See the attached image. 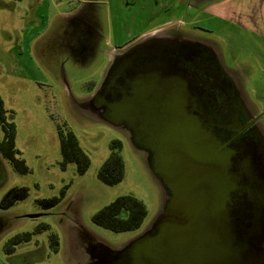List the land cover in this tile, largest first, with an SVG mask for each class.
I'll use <instances>...</instances> for the list:
<instances>
[{
	"label": "rangeland",
	"instance_id": "1",
	"mask_svg": "<svg viewBox=\"0 0 264 264\" xmlns=\"http://www.w3.org/2000/svg\"><path fill=\"white\" fill-rule=\"evenodd\" d=\"M6 1L0 0V96L7 119L15 124V146L30 171L18 173L0 157L4 174L3 180L0 176V200L11 187L28 188L24 199L0 208L2 222L8 223L0 232V264H74L69 251L78 231L118 246L142 233L157 216L161 193L143 155L133 148L127 134L87 113L82 105L96 94L106 51L122 40L173 26L213 41L226 66L237 69L248 107L262 113L259 127L264 133V0H101L91 12L98 38L85 40L94 43L90 42V54L79 58L52 51L36 56L32 47L38 38L31 48L29 42L42 31L40 26L24 24V0L12 4V10L5 9ZM41 1L51 27L57 24L58 13L69 15L81 6L79 0ZM20 50L24 52L18 55ZM58 128L72 130L88 155L90 164L83 174L76 172L72 162L62 168ZM115 138L122 141L124 176L107 185L98 179L97 171ZM122 194L134 195L146 205L141 226L114 232L94 224L91 216ZM54 197L60 201L51 207L39 203ZM32 213L41 215L25 216ZM40 223H47L57 234V251L49 245L48 230L33 233L11 253L4 251L7 238L32 232Z\"/></svg>",
	"mask_w": 264,
	"mask_h": 264
},
{
	"label": "water",
	"instance_id": "2",
	"mask_svg": "<svg viewBox=\"0 0 264 264\" xmlns=\"http://www.w3.org/2000/svg\"><path fill=\"white\" fill-rule=\"evenodd\" d=\"M161 30L164 29L157 31ZM157 31L142 38H151ZM100 81L96 94L82 105L87 113L98 115L129 136L159 186L160 210L142 233L118 246H110L92 234L78 231V238L69 251L73 263L264 264L262 130L258 134L259 147L249 145L250 155L244 168L251 173V181L245 185L251 200L241 199V221L237 226V208L230 203V192L236 186L230 171L231 154L220 153L209 131L200 129L196 121L187 120L180 110H172L169 103L156 122L151 119L144 126L154 131L146 142L154 151V162L150 163L146 151L134 144L128 129L119 121L131 104L114 103L106 107L100 101L102 78ZM164 183L170 190L166 205ZM39 215L41 213L25 214L26 217Z\"/></svg>",
	"mask_w": 264,
	"mask_h": 264
},
{
	"label": "flooded vegetation",
	"instance_id": "3",
	"mask_svg": "<svg viewBox=\"0 0 264 264\" xmlns=\"http://www.w3.org/2000/svg\"><path fill=\"white\" fill-rule=\"evenodd\" d=\"M8 1L5 9L12 10L17 0ZM100 1L79 0L81 6L75 12L58 13V22L51 27L43 2L24 0V24L47 31L45 35L36 33L29 48L38 38L32 47L36 56H46L50 51L75 58L89 55L92 41L85 40L98 38V32L92 28L91 12ZM157 30L122 40L106 51L100 101L106 107L114 103L131 104L119 121L128 129L134 144L146 151L152 164L154 151L146 142L154 131L144 126L151 119L156 122L167 104L170 103L172 110H180L187 120L196 121L200 129L209 131L219 152L231 154L230 171L236 186L230 192V203L237 208L239 218L241 199L251 200L245 187L251 181V173L244 167L250 155L249 145L259 147V113L248 107L237 69L226 66L216 43L179 27ZM153 31L157 32L151 38H142ZM163 187L166 205L170 190L165 183Z\"/></svg>",
	"mask_w": 264,
	"mask_h": 264
},
{
	"label": "trees",
	"instance_id": "4",
	"mask_svg": "<svg viewBox=\"0 0 264 264\" xmlns=\"http://www.w3.org/2000/svg\"><path fill=\"white\" fill-rule=\"evenodd\" d=\"M7 110L4 107L3 99L0 96V128L2 130V139L0 140V157L4 158L18 173H27L30 168L25 160L20 156V151L15 146L16 128L12 121L7 119ZM59 147L61 154L60 164L62 168L67 163H74L76 172L83 174L90 164V159L86 152L80 146L77 137L72 130H63L58 128ZM122 141L118 138L109 142L110 152L106 159L100 165L97 171L98 179L107 184L113 185L122 180L124 176V162L120 153ZM0 176L3 180V164L0 160ZM63 188L60 191V197L64 194ZM28 194V188L25 186H14L6 191L0 200V208L5 209L12 206L15 202L24 199ZM60 201L59 197L40 200V204L48 208ZM147 214V208L144 202L131 194H122L114 198L109 203L98 209L92 216L91 220L94 224L105 229L122 232L131 231L139 228ZM243 214V213H242ZM247 216V214H244ZM243 215V216H244ZM246 216H244L246 218ZM4 219L0 217V232L3 231L8 223L2 222ZM241 220L237 218V226ZM47 223L38 224L34 230L18 232L7 238L4 242V251L11 253L15 246L21 242L30 240L35 232L40 230H48L49 245L53 251L58 249L57 234L49 230Z\"/></svg>",
	"mask_w": 264,
	"mask_h": 264
}]
</instances>
